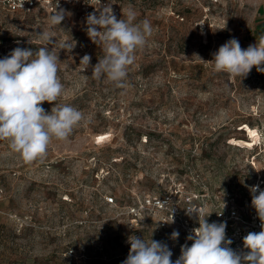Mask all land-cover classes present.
<instances>
[{
    "label": "rangeland",
    "instance_id": "rangeland-1",
    "mask_svg": "<svg viewBox=\"0 0 264 264\" xmlns=\"http://www.w3.org/2000/svg\"><path fill=\"white\" fill-rule=\"evenodd\" d=\"M59 1L65 18L53 39L75 46L55 49L64 85L57 103L86 119L31 163L0 140V264H122L129 236L163 237L156 217H129L127 207L177 182L251 204L264 163V73L254 66L233 78L207 61L232 37L246 49L264 35V0H107L117 19L131 6L136 22L153 26L123 88L91 77L103 53L79 7ZM55 11H0V58L18 46L41 47L36 32L49 28ZM85 54L91 62L82 72ZM55 103L42 107L50 113Z\"/></svg>",
    "mask_w": 264,
    "mask_h": 264
},
{
    "label": "clouds",
    "instance_id": "clouds-1",
    "mask_svg": "<svg viewBox=\"0 0 264 264\" xmlns=\"http://www.w3.org/2000/svg\"><path fill=\"white\" fill-rule=\"evenodd\" d=\"M23 4V2H22ZM49 18V28L36 32L42 46L38 49L15 47L0 58V140L7 141L10 150L27 163L42 159L53 139L64 141L74 129L86 119L85 114L74 106L58 104L64 93L59 73V51L70 52L75 44L68 41L57 45L52 29L61 25L65 18L63 9ZM95 9L86 16L85 31L91 42L101 49L103 55L91 65V77L106 78L117 88H123L129 68L135 61V53L143 49L153 33L149 19L137 20V13L129 6L117 19L112 4L94 0L89 3ZM22 6V5H21ZM29 42V41H28ZM51 46V47H49ZM59 51H56V47ZM207 61L216 73L230 77H246L255 66L264 73V35L242 49L237 38L232 37ZM91 56L80 59L81 71L90 67ZM42 102H56L50 113ZM251 206L261 222L259 232H249L243 237V248L233 249V241L226 235V222H208L207 217L196 209L186 208V214L194 217L198 227L187 236L188 244L181 246L180 256L173 262L172 251L166 243L128 237L130 249L122 264H264V190L259 185L250 188ZM224 207V205H223ZM172 220V215H171ZM179 232L173 231L171 238L177 239Z\"/></svg>",
    "mask_w": 264,
    "mask_h": 264
},
{
    "label": "built area",
    "instance_id": "built-area-1",
    "mask_svg": "<svg viewBox=\"0 0 264 264\" xmlns=\"http://www.w3.org/2000/svg\"><path fill=\"white\" fill-rule=\"evenodd\" d=\"M68 3L76 4L79 7L81 16L86 18L88 13L95 9L89 3L94 0H65ZM171 2H179L182 0H169ZM23 2V4H22ZM102 3H109L102 0ZM22 5V6H21ZM57 0H0V11L7 13L29 14L36 10L54 11L56 9ZM59 1L58 8L61 7ZM114 12V11H113ZM258 156L264 160V147L258 151ZM250 188L259 185L260 190H264V163L259 170H256L253 176ZM249 200V199H248ZM247 199L237 202L233 198L219 201L218 198L210 196L208 189L202 187L201 191L189 190L184 182L173 184L169 190L160 195H144L138 204L127 207L126 215L132 218L142 216H154L157 220L158 232L163 237L160 241L166 243L173 255L171 259H177L181 254V246L191 245L192 241L186 238L191 230L198 227V223L194 217L186 214V208L196 209L203 216L211 213L207 219L208 222H226V235L233 243L230 245L233 249L243 248V237L249 232H259L261 230L260 220L255 209L251 206ZM107 204H113V199L106 200ZM224 205V207H223ZM172 215V220H171ZM173 231L179 232L177 239L173 240L171 234Z\"/></svg>",
    "mask_w": 264,
    "mask_h": 264
}]
</instances>
